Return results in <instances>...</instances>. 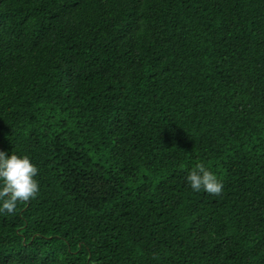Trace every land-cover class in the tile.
<instances>
[{
    "label": "trees",
    "instance_id": "16d2710c",
    "mask_svg": "<svg viewBox=\"0 0 264 264\" xmlns=\"http://www.w3.org/2000/svg\"><path fill=\"white\" fill-rule=\"evenodd\" d=\"M0 150V264H264V0H0Z\"/></svg>",
    "mask_w": 264,
    "mask_h": 264
},
{
    "label": "clouds",
    "instance_id": "9594fccd",
    "mask_svg": "<svg viewBox=\"0 0 264 264\" xmlns=\"http://www.w3.org/2000/svg\"><path fill=\"white\" fill-rule=\"evenodd\" d=\"M38 168L27 155L0 150V215H12L19 201H29L39 191ZM186 180L194 192L214 195L223 191V181L204 164L189 170Z\"/></svg>",
    "mask_w": 264,
    "mask_h": 264
}]
</instances>
